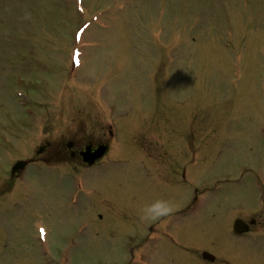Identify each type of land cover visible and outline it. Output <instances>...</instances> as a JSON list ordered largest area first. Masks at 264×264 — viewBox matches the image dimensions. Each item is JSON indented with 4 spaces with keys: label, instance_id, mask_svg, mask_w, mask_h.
I'll use <instances>...</instances> for the list:
<instances>
[{
    "label": "rangeland",
    "instance_id": "1",
    "mask_svg": "<svg viewBox=\"0 0 264 264\" xmlns=\"http://www.w3.org/2000/svg\"><path fill=\"white\" fill-rule=\"evenodd\" d=\"M75 1L0 0V264H126L127 247L132 264H206L204 249L213 264H264V0ZM107 123L122 139L82 172L95 194L72 210L82 166L60 142L100 141ZM179 210L172 241L141 243L137 218ZM236 217L256 221L243 238Z\"/></svg>",
    "mask_w": 264,
    "mask_h": 264
},
{
    "label": "water",
    "instance_id": "2",
    "mask_svg": "<svg viewBox=\"0 0 264 264\" xmlns=\"http://www.w3.org/2000/svg\"><path fill=\"white\" fill-rule=\"evenodd\" d=\"M97 155H98V154H97ZM97 155H96V156H97ZM96 156H95V157H96ZM87 159H89V160H87V161L90 162V161L93 159V157H91V158H87ZM235 228H236V229H237V228H238V229H243V227H242V225H241V223H240L239 221H236V222H235Z\"/></svg>",
    "mask_w": 264,
    "mask_h": 264
}]
</instances>
